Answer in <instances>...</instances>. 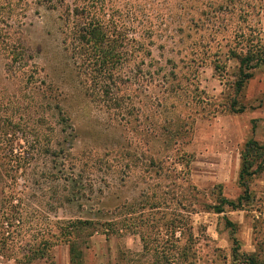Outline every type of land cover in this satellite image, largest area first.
Segmentation results:
<instances>
[{
    "label": "rangeland",
    "instance_id": "obj_1",
    "mask_svg": "<svg viewBox=\"0 0 264 264\" xmlns=\"http://www.w3.org/2000/svg\"><path fill=\"white\" fill-rule=\"evenodd\" d=\"M115 8L146 54L124 69V106L107 109L75 73L63 9L0 0V217L20 192L0 264L75 220L96 224L78 233L77 264H264V172L247 180L243 207L212 209L246 196L241 149L264 144V67L236 89L242 60L264 54V0ZM48 250L33 264H70L68 244Z\"/></svg>",
    "mask_w": 264,
    "mask_h": 264
},
{
    "label": "trees",
    "instance_id": "obj_2",
    "mask_svg": "<svg viewBox=\"0 0 264 264\" xmlns=\"http://www.w3.org/2000/svg\"><path fill=\"white\" fill-rule=\"evenodd\" d=\"M50 8H62L64 21V45L74 70L80 78L86 96L92 102L103 104L105 108H122L125 97L122 93L132 84L129 72H124L127 64L130 68L140 69L144 43L137 35L134 26L130 25L122 12L115 8L118 0H43ZM251 63V64H249ZM255 63V64H253ZM240 79L236 83L237 92H242L246 84L252 79L251 71L264 67V54L258 58H245L242 60ZM247 72H245V70ZM125 73V74H124ZM234 110V106H232ZM245 110L241 109V113ZM123 117V116H122ZM11 152L5 156L10 163H14L17 156ZM241 170L239 183L245 190L246 196L240 197L237 202L222 199L212 209L218 215L225 212L226 207L233 210L243 207V202L249 198L247 180L264 172V144L255 139L248 140L241 149ZM18 161V160H16ZM13 167V165H12ZM20 167L14 170L20 171ZM16 178V177H15ZM20 192H16L6 200L0 217V258H5L14 246L11 229L16 225L19 205L15 204ZM65 223L58 222L56 231L50 232L48 241H43L36 250H25L22 258H17L18 253L13 252L15 264H33L38 260L48 259V248H53L63 242L70 247V264H77L82 253L77 250V236L84 227L96 226L95 222L75 220ZM62 225V226H61ZM101 225V226H105ZM232 225V224H230ZM94 231H97L94 229ZM51 240V241H50ZM238 242L235 239L234 245ZM239 248H236V253ZM252 264H255L252 262Z\"/></svg>",
    "mask_w": 264,
    "mask_h": 264
}]
</instances>
